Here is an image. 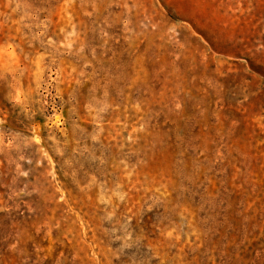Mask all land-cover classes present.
<instances>
[{"label": "rangeland", "instance_id": "374dc122", "mask_svg": "<svg viewBox=\"0 0 264 264\" xmlns=\"http://www.w3.org/2000/svg\"><path fill=\"white\" fill-rule=\"evenodd\" d=\"M0 264H264V0H0Z\"/></svg>", "mask_w": 264, "mask_h": 264}]
</instances>
